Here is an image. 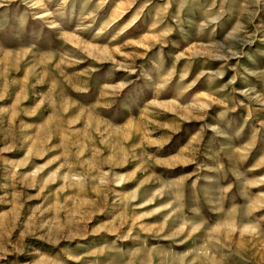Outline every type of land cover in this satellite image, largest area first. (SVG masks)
<instances>
[{
	"label": "rangeland",
	"instance_id": "374dc122",
	"mask_svg": "<svg viewBox=\"0 0 264 264\" xmlns=\"http://www.w3.org/2000/svg\"><path fill=\"white\" fill-rule=\"evenodd\" d=\"M0 264H264V0H0Z\"/></svg>",
	"mask_w": 264,
	"mask_h": 264
}]
</instances>
